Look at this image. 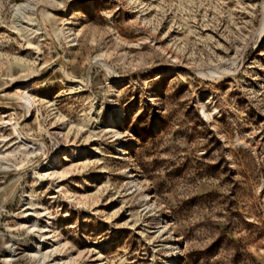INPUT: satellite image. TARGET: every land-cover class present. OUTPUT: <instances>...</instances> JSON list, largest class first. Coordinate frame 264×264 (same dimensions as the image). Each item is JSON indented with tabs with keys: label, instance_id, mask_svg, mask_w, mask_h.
Returning a JSON list of instances; mask_svg holds the SVG:
<instances>
[{
	"label": "rangeland",
	"instance_id": "1",
	"mask_svg": "<svg viewBox=\"0 0 264 264\" xmlns=\"http://www.w3.org/2000/svg\"><path fill=\"white\" fill-rule=\"evenodd\" d=\"M0 264H264V0H0Z\"/></svg>",
	"mask_w": 264,
	"mask_h": 264
},
{
	"label": "bare ground",
	"instance_id": "2",
	"mask_svg": "<svg viewBox=\"0 0 264 264\" xmlns=\"http://www.w3.org/2000/svg\"><path fill=\"white\" fill-rule=\"evenodd\" d=\"M27 98L29 99V100H31L32 101V99H31V97L27 94ZM115 123V122H114ZM116 134V137H118V138H121V136H120V134H118V133H115ZM124 154H126V152H124ZM53 158V160H54V157H52ZM55 163V162H54ZM56 168V166H55V164H49V168H48V171H53L54 169ZM52 173H54V172H52ZM167 226V225H166ZM35 248V247H34ZM13 249V248H12ZM37 249H38V247H37ZM35 250H36V248H35ZM11 255H12V253H11ZM36 256H38L39 254H35ZM34 256V255H33ZM40 257H42V259H43V261L45 260V259H48L47 258V256L46 255H41L40 254ZM33 258V257H32ZM41 260V259H40Z\"/></svg>",
	"mask_w": 264,
	"mask_h": 264
}]
</instances>
